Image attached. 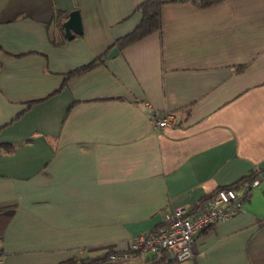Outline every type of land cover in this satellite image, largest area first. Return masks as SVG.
I'll return each instance as SVG.
<instances>
[{
  "label": "crops",
  "instance_id": "obj_1",
  "mask_svg": "<svg viewBox=\"0 0 264 264\" xmlns=\"http://www.w3.org/2000/svg\"><path fill=\"white\" fill-rule=\"evenodd\" d=\"M141 1L0 0L1 264L128 250L163 210L264 175V0H162L159 30L56 90L133 29ZM76 8L67 38L55 13ZM151 111L176 121L154 129ZM173 264H264V180Z\"/></svg>",
  "mask_w": 264,
  "mask_h": 264
},
{
  "label": "built area",
  "instance_id": "obj_2",
  "mask_svg": "<svg viewBox=\"0 0 264 264\" xmlns=\"http://www.w3.org/2000/svg\"><path fill=\"white\" fill-rule=\"evenodd\" d=\"M150 120L152 127L158 129L174 124L176 118L172 113L164 115L151 113ZM263 180L264 175L259 172L249 182L248 191L244 195L237 194L232 187L219 188L191 206H176L171 210H163L161 220L155 226L131 237L128 250L109 249L111 252L107 261L119 263L127 258L129 253L139 254L146 250L157 251L160 248L167 249L177 261L188 259L192 255L197 233L241 210L250 189L260 185Z\"/></svg>",
  "mask_w": 264,
  "mask_h": 264
},
{
  "label": "trees",
  "instance_id": "obj_3",
  "mask_svg": "<svg viewBox=\"0 0 264 264\" xmlns=\"http://www.w3.org/2000/svg\"><path fill=\"white\" fill-rule=\"evenodd\" d=\"M197 4L201 6L209 5L218 0H193ZM161 4L162 0H143L139 3L138 9L141 12V17L138 23L125 34L117 37L114 41L99 55L95 56L92 60L87 63H84L68 72L65 73L63 82L59 88L56 90H60L67 82V80L74 76L81 74L94 66L103 62L105 56L108 54V51L112 47H117L118 49L123 48L124 46L148 35L151 32L159 30L161 27ZM68 11L62 12L57 11L55 13V19L57 21V26L64 34L63 22L68 17ZM242 66H238L240 69ZM154 113V111H151ZM7 150H11L13 148V144L5 143L2 144ZM261 168H256L251 170L248 175H244L237 179L236 181L222 186H217L213 191L206 194L202 197L198 202L205 199L208 195L212 194L219 188L232 187L236 190L237 194L244 195L248 191L249 182L260 172ZM110 250H106L101 254H98L94 257H83V258H68L66 260H62L55 264H119L117 262H108L107 258L109 257ZM175 260V259H174ZM174 260L170 259V253L165 248H160L156 251V253L144 260L142 264H173Z\"/></svg>",
  "mask_w": 264,
  "mask_h": 264
},
{
  "label": "water",
  "instance_id": "obj_4",
  "mask_svg": "<svg viewBox=\"0 0 264 264\" xmlns=\"http://www.w3.org/2000/svg\"><path fill=\"white\" fill-rule=\"evenodd\" d=\"M64 35L71 38L74 34L82 33V22L79 9H72L69 11L68 17L63 22ZM173 259V256L170 258Z\"/></svg>",
  "mask_w": 264,
  "mask_h": 264
}]
</instances>
